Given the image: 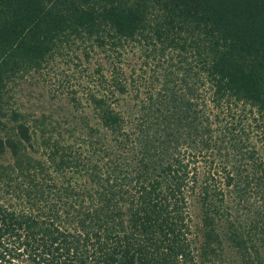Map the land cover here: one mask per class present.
<instances>
[{
    "label": "trees",
    "instance_id": "trees-1",
    "mask_svg": "<svg viewBox=\"0 0 264 264\" xmlns=\"http://www.w3.org/2000/svg\"><path fill=\"white\" fill-rule=\"evenodd\" d=\"M76 50L107 65L86 73L96 125L70 91L75 113L31 125L14 91ZM250 136L264 146V0H0V264H264Z\"/></svg>",
    "mask_w": 264,
    "mask_h": 264
},
{
    "label": "rangeland",
    "instance_id": "rangeland-1",
    "mask_svg": "<svg viewBox=\"0 0 264 264\" xmlns=\"http://www.w3.org/2000/svg\"><path fill=\"white\" fill-rule=\"evenodd\" d=\"M141 57L142 54L137 49H131L129 52H125V55L122 57L124 61L123 68H126L127 65H130L129 67L132 65L135 68L138 67L142 62ZM75 58H79L80 62L76 61ZM83 58L84 56H82L81 51L76 50L72 52L71 58L69 59L70 62L56 59L51 67H49V73H42L41 76L37 74L29 76L27 79L28 82H22L20 87L14 91L13 104L16 108L20 109L19 111L25 115V118L31 125L34 119H39L42 115L46 117L51 115L50 117L59 118L60 116L58 114L61 115V113H75L68 100L69 91L74 93L75 97L79 99V102L83 106V109L81 108L75 114L80 115L81 113H86L90 115L88 124L91 127L96 125V120L91 118V108L88 107L89 104L85 100V93L87 91L94 92L97 87L88 82L89 74L86 73H92L98 64L103 65L104 69H107V65L102 54L99 53L91 55L88 60H84ZM136 111L133 108L132 113L137 115ZM100 130L104 134L105 130L103 131L101 128ZM250 141H252L254 146H257V144L261 145L260 141L252 136H250ZM76 147L82 151L85 149V146L81 147L80 144L79 147L78 144ZM261 147L259 149L257 147V150L264 152V146L261 145ZM0 164L11 166L12 162L6 158L1 160ZM12 203L16 204L14 201ZM234 206H236V203ZM190 213L193 216V225H201L200 205L194 197L190 199ZM227 253L229 252L226 251L224 255L218 257L219 259L215 257V262L217 264H231V260L234 259L229 260L228 258L230 257ZM230 254L232 253L230 252Z\"/></svg>",
    "mask_w": 264,
    "mask_h": 264
}]
</instances>
